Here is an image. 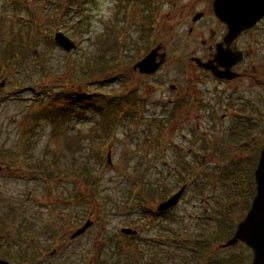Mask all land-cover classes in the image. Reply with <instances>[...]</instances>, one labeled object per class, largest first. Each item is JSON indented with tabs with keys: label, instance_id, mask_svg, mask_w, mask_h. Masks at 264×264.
<instances>
[{
	"label": "rangeland",
	"instance_id": "rangeland-1",
	"mask_svg": "<svg viewBox=\"0 0 264 264\" xmlns=\"http://www.w3.org/2000/svg\"><path fill=\"white\" fill-rule=\"evenodd\" d=\"M131 1L0 0V253L7 249L15 256L35 243L37 264H250L252 252L243 244L220 249L225 241L218 240L204 250L201 243L219 239L231 223L221 220L216 199L228 205L234 228L242 220L251 155L235 150L229 166L237 179L227 178L216 162L217 169L208 171L207 161L174 156L172 143L193 145L206 139L207 129L217 139L225 133L223 111L212 112L211 100L220 93L195 94L203 107L186 103L179 109L178 94L159 85L174 74L173 63L152 80L135 78L132 64L146 53L137 31L145 10L142 0ZM55 33L75 48L63 51ZM160 39L158 34L154 45ZM8 50L17 61L7 60ZM196 89L212 92L210 85ZM67 94L91 98L71 109ZM205 97L210 100L203 103ZM210 120L217 129L207 128ZM181 164L208 177L181 180ZM137 181L146 192L135 193ZM178 182L191 187L175 210L164 218L147 214L178 192ZM141 197L148 199L143 207L137 205ZM207 197L212 202L204 204ZM88 216L93 227L79 244L48 257L52 250L46 247L63 234L66 242ZM124 228L137 235H123ZM15 261L22 263L17 256Z\"/></svg>",
	"mask_w": 264,
	"mask_h": 264
},
{
	"label": "flooded vegetation",
	"instance_id": "flooded-vegetation-1",
	"mask_svg": "<svg viewBox=\"0 0 264 264\" xmlns=\"http://www.w3.org/2000/svg\"><path fill=\"white\" fill-rule=\"evenodd\" d=\"M153 1L142 0V7L145 11L144 14L141 13V16H138L140 23L137 31L139 41L146 44L144 47L146 53L135 60L131 67V73L136 79L152 80L164 67L173 63L174 74L166 81H161L159 85L167 86L171 93L178 94L179 109L186 103H196L203 107L201 105L202 98H199L198 101L193 99L195 94L201 97V95L220 93L216 94V100H211L212 102L216 101L212 112L214 109L223 111L219 118L221 127L226 128L225 133H221L218 139L211 130L203 131L206 139L200 136L193 144H196L197 148H194L193 145L185 147L182 144L172 143L175 150L178 151L174 156L185 161L188 156L191 161L199 162L200 165L207 161L208 171L217 169L213 168L216 166L215 162L220 168L229 166L233 161V155L236 154L235 150L240 154L248 153L251 155L249 159L257 157L258 161L264 143V17L251 29L242 32L237 38L229 40L227 39V26L220 22L215 15V0H158L156 5ZM130 4L133 5L134 1L132 0ZM154 11H160L159 14L157 13L156 22L153 19ZM152 23H155L153 29ZM124 34L126 33L124 32ZM124 34L122 40H124ZM158 34L161 39L154 45ZM153 50H156L155 62L158 63L162 60V64L156 72L143 74L133 68ZM231 75L234 77L227 79ZM197 85H210L212 92L199 91L196 89ZM206 99L210 100L209 97H205L203 101ZM168 101L172 103L171 99ZM122 107L120 106L119 110ZM208 124L207 128L217 129L218 127L214 120H210ZM199 129L200 126L196 123L194 125L195 132ZM184 151L190 156L184 155ZM191 154L193 158H191ZM179 167L176 170L178 176L184 178L189 175L185 172L186 167L181 169L182 164ZM188 187L191 186L186 185L185 191ZM200 187L201 185L196 188ZM198 191H202V189ZM209 197L204 204L211 202ZM200 200L203 202V199L200 198ZM176 207L164 213H156L157 216H154L164 218ZM205 211L207 212V209ZM87 221H90V216L83 220L84 223ZM92 227L93 224L88 230ZM87 231L78 237L71 238L73 232L66 242L62 241L64 234L59 236L46 247V249L52 250L48 257L52 258L58 251H63L66 248L65 251L71 250L72 246L78 245L79 240L84 235L86 236ZM91 243L95 246L92 240ZM33 246L34 248L14 251V255L22 263L15 261V256L11 255L7 249L3 250L4 253H0V262L37 264V244L34 243ZM72 250L81 251L77 248Z\"/></svg>",
	"mask_w": 264,
	"mask_h": 264
},
{
	"label": "water",
	"instance_id": "water-1",
	"mask_svg": "<svg viewBox=\"0 0 264 264\" xmlns=\"http://www.w3.org/2000/svg\"><path fill=\"white\" fill-rule=\"evenodd\" d=\"M214 12L220 22L227 26V39L233 40L242 32L251 29L264 17V0H215ZM54 43L67 53L75 48L74 43L62 33L54 34ZM155 54L156 50H153L133 68L143 74H153L162 64V60L158 63L155 62ZM232 76L234 77L231 75L227 79L233 78ZM107 163L110 164L109 159ZM254 182L255 195L249 210L242 221L237 224L233 237L220 247L227 249L240 242L253 254L250 264H264V143L254 171ZM184 189L182 188L177 194L160 203L156 209L157 212L164 213L174 208ZM90 225L91 222H86L71 238L83 234ZM120 232L124 235H136V231L126 228ZM0 264L7 263L0 262Z\"/></svg>",
	"mask_w": 264,
	"mask_h": 264
},
{
	"label": "trees",
	"instance_id": "trees-1",
	"mask_svg": "<svg viewBox=\"0 0 264 264\" xmlns=\"http://www.w3.org/2000/svg\"><path fill=\"white\" fill-rule=\"evenodd\" d=\"M68 3V2H67ZM22 9L23 10H27V8H26V6L25 7H22ZM30 21V20H29ZM26 22L28 25H29V23L30 22ZM28 35V34H27ZM109 40V39H108ZM108 42H110V41H108ZM110 43H112V44H115V42H114V40L112 41V42H110ZM6 53H7V50H6ZM8 53L10 54V56H9V58H7V60L8 61H17L15 58H16V52H12V51H10V50H8ZM20 55V54H19ZM20 58H21V56H20ZM45 94V93H44ZM45 95H48V94H45ZM74 96L75 95H69V94H67V98H68V100H70L69 102L67 101V103L69 104V106H70V108H71V106L72 105H75V106H77L78 105V107L80 108L81 107V105L84 103H87V101H85L86 99L88 100L89 98H91V97H80L79 99H77V98H75V100L73 99L74 98ZM85 99V100H84ZM71 100H73V101H71ZM83 104V105H84ZM84 106H86V105H84ZM73 107V106H72ZM71 109H73V108H71ZM65 111H70V110H65ZM55 119H57V114L55 115ZM247 161H250L251 162V164H249V165H247V166H245V170H247L248 171V168H249V166H252V167H250V169L249 170H251L252 169V176H251V178H248L249 180H250V182L248 181L247 182V185H249L248 186V192H246V195H247V197H248V200L247 201H245L244 203H247V204H243V206H242V208H241V210L239 211L241 214H240V217H244V215H245V213L247 212V210H248V208H249V206H250V202H251V199H252V197L254 196V194H255V191H254V188H255V184H254V181H253V170H254V166H255V164H256V162H257V157L256 158H252V159H248ZM231 165V164H230ZM191 168V167H190ZM219 169H221V171L223 170V172L224 173H226L227 175V178H231V179H237V174H236V172L234 173V170H233V172H230V170H232V168L230 167V166H224V167H221V168H219ZM192 169H185V172L187 173V174H189V175H187L188 176V178L189 177H194V176H196V178L195 179H200V178H202V177H208V176H206V174H203V171L202 172H195V173H193L192 171H191ZM228 172H230V173H228ZM216 174V173H215ZM215 174H210V176H213V175H215ZM184 175V174H183ZM204 175V176H203ZM185 176V175H184ZM187 176H185L184 178L181 176L180 177V179L182 180H184L185 178H187ZM88 177L86 176V175H83L82 176V181L83 182H85V181H88V179H87ZM180 184H181V182H179ZM196 184V183H195ZM134 189L138 186V184L137 183H134ZM143 185H141V183H139V187L135 190L136 191V193H138V194H140L141 193V189H142V191L144 192V190L146 189V188H144V190H143V187H142ZM196 187H198L199 185H195ZM214 188V187H213ZM145 192H146V190H145ZM152 192V191H151ZM200 192H202V191H200ZM130 193H132V192H130ZM145 194V193H144ZM243 194H245V192L243 193ZM242 194V195H243ZM151 196V194L149 195V197ZM138 198L140 197V196H137ZM246 197V198H247ZM148 201V199H146V198H143V197H141V200H139V201H137V205H139V206H141V207H143L145 204H147L146 202ZM216 201H217V204H218V208H217V210H218V213H219V216H220V213H221V220L223 221V219H224V217L228 220V222L229 221H231V223H226L227 224V227L225 228V229H220V230H222V232H220L219 234H220V238L218 239L217 237H213V238H211V239H205L204 240V242L203 243H201V244H207V246L206 247H204V250L206 249V248H208V246H212V244H213V242H215V241H218L219 240V242L221 241V242H226L228 239H230L232 236H233V234H234V230H235V228L233 227L234 225H235V223L236 222H234V221H232V220H230V213L227 211H225L224 209H227L228 208V205H225V204H221V205H219V202H218V200L216 199ZM212 202V201H211ZM220 209V210H219ZM229 209V208H228ZM143 210H144V208H143ZM144 212H145V210H144ZM146 213L147 214H151V212H148V211H146ZM235 213H237V212H235ZM229 214V215H228ZM152 215V214H151ZM240 221V220H239ZM238 221V222H239ZM229 224V225H228ZM218 233V232H217ZM213 236V235H212ZM211 236V237H212ZM199 238H197V239H195L194 240V242L195 243H199ZM206 241V242H205ZM190 243V242H189ZM203 250V251H204ZM205 252V251H204Z\"/></svg>",
	"mask_w": 264,
	"mask_h": 264
}]
</instances>
